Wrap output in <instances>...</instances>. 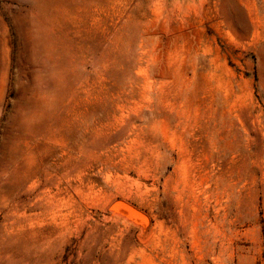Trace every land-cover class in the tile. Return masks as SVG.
I'll return each instance as SVG.
<instances>
[{
    "label": "rangeland",
    "instance_id": "374dc122",
    "mask_svg": "<svg viewBox=\"0 0 264 264\" xmlns=\"http://www.w3.org/2000/svg\"><path fill=\"white\" fill-rule=\"evenodd\" d=\"M0 264H264V0H0Z\"/></svg>",
    "mask_w": 264,
    "mask_h": 264
},
{
    "label": "water",
    "instance_id": "95a60500",
    "mask_svg": "<svg viewBox=\"0 0 264 264\" xmlns=\"http://www.w3.org/2000/svg\"><path fill=\"white\" fill-rule=\"evenodd\" d=\"M117 210L119 214L127 218L128 220L137 223L139 225H146L149 222V218L135 206L128 202L117 200L110 206V211Z\"/></svg>",
    "mask_w": 264,
    "mask_h": 264
}]
</instances>
